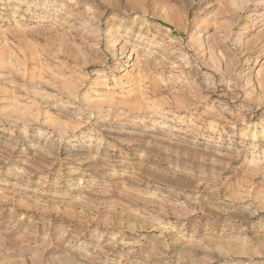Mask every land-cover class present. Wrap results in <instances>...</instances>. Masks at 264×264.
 Returning <instances> with one entry per match:
<instances>
[{
	"label": "rangeland",
	"instance_id": "obj_1",
	"mask_svg": "<svg viewBox=\"0 0 264 264\" xmlns=\"http://www.w3.org/2000/svg\"><path fill=\"white\" fill-rule=\"evenodd\" d=\"M0 264H264V0H0Z\"/></svg>",
	"mask_w": 264,
	"mask_h": 264
},
{
	"label": "bare ground",
	"instance_id": "obj_2",
	"mask_svg": "<svg viewBox=\"0 0 264 264\" xmlns=\"http://www.w3.org/2000/svg\"><path fill=\"white\" fill-rule=\"evenodd\" d=\"M241 1H243V0H240V2H241ZM243 3H244V2H243ZM238 4H239V3H238ZM47 8H48V7H47ZM56 11H57V10H56ZM165 15H166V14H165ZM190 39H191V38H190ZM194 42L197 43V44H200V41L197 40V39H196ZM118 43H119V42H118ZM115 44H117V43L115 42ZM111 46L115 47L114 44H113V45L111 44ZM119 49H120V53L125 54L126 49H125V47H124L123 45H122ZM130 57H131V52H129V54H128V56H127V61H128L129 59H131ZM123 101H124V100H123ZM112 102H113V100H112ZM133 103H134V102H133ZM137 103H138V102H137ZM129 104H130V103H129ZM139 106H140V105H139Z\"/></svg>",
	"mask_w": 264,
	"mask_h": 264
}]
</instances>
